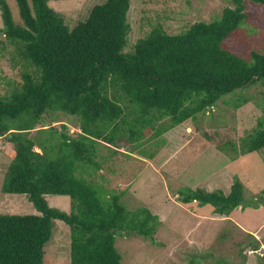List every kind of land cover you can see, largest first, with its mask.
Here are the masks:
<instances>
[{"label":"trees","instance_id":"trees-1","mask_svg":"<svg viewBox=\"0 0 264 264\" xmlns=\"http://www.w3.org/2000/svg\"><path fill=\"white\" fill-rule=\"evenodd\" d=\"M132 1L96 4L71 28L51 0H16L22 24L0 0L1 49H11L22 79L0 93V142L14 147L3 191L27 196L39 213L0 216V264H43L55 221L71 229V264H123L117 233L150 238L161 221L148 208L130 210L122 202L125 189L111 187L103 175L102 147L153 160L168 132L214 115L220 104L243 107L247 102L237 93L264 79V54L252 53L250 64L223 47L247 20L248 3L264 6V0H234L220 20L177 35L157 25L129 48ZM60 114L75 117L80 132L71 136L66 125L52 127ZM218 149L235 154L232 161L263 152L264 116L239 142ZM247 194L236 177L228 195L183 187L178 200L230 216L258 207L256 196L251 201ZM47 195L70 197L72 211L51 207ZM258 197L264 204V191Z\"/></svg>","mask_w":264,"mask_h":264},{"label":"rangeland","instance_id":"rangeland-1","mask_svg":"<svg viewBox=\"0 0 264 264\" xmlns=\"http://www.w3.org/2000/svg\"><path fill=\"white\" fill-rule=\"evenodd\" d=\"M6 1L15 21L22 24L16 0ZM105 1L51 0L50 7L61 12L69 26L73 23L74 27L87 18L94 5ZM247 6V20L223 47L252 64V53L264 54V6L251 2ZM227 7L234 8V0H133L129 14L132 26L129 48L157 25L177 35L195 23L220 20ZM1 40L0 37V93L6 95L12 86L19 87L22 79L11 49H1ZM254 86L237 93L236 99L247 102L243 107L234 109L220 104L213 111L214 115L208 114L197 123L188 122L168 132L166 144L153 160L139 153L130 154L126 148L112 155L102 147L103 175L111 182V187L125 189L122 202L130 210L148 208L161 221L158 231L150 238L117 233L116 247L123 264H264V204L259 201L262 197H258L264 191V151L232 161L235 154L218 149L219 144L239 142L264 116V102H258V98L264 97V79ZM63 125L71 136L80 132L79 122L73 116L60 114L51 126L61 130ZM13 156V145L1 140L0 216L39 215L27 196L3 191ZM113 169L116 173H112ZM236 177L247 188L249 199L256 196L255 201H251L259 202L258 207L219 216L213 213L211 206L183 205L178 200V191L183 187L228 195ZM46 200L53 208L72 211L68 196L47 195ZM252 240L258 242L260 251L253 250ZM70 255L71 229L55 221L43 264H71Z\"/></svg>","mask_w":264,"mask_h":264}]
</instances>
